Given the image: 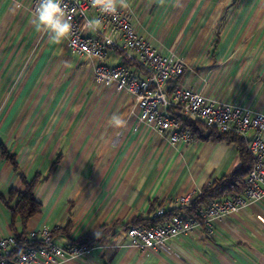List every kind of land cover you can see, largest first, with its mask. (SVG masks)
<instances>
[{"label": "crops", "instance_id": "0c3cea01", "mask_svg": "<svg viewBox=\"0 0 264 264\" xmlns=\"http://www.w3.org/2000/svg\"><path fill=\"white\" fill-rule=\"evenodd\" d=\"M19 5V6H18ZM136 31L163 54L186 63L179 83L217 101L264 113V0H129ZM111 34L110 30H105ZM93 36H99L89 32ZM121 61L109 50L104 64ZM95 61L72 55L33 25L28 1L0 0V236L53 227L62 247L95 241L60 264H264V196L216 219L213 234L197 228L169 238L166 250L129 244L126 224L239 167L234 143L192 138L171 143L139 122L127 93L96 84ZM134 69V68H132ZM72 77V78H71ZM113 114L127 121L110 126ZM135 127L137 128L135 130ZM249 130L245 140H249ZM39 181L40 211L26 226L4 204L21 177Z\"/></svg>", "mask_w": 264, "mask_h": 264}, {"label": "built area", "instance_id": "2783aa9c", "mask_svg": "<svg viewBox=\"0 0 264 264\" xmlns=\"http://www.w3.org/2000/svg\"><path fill=\"white\" fill-rule=\"evenodd\" d=\"M28 1L33 13L38 0ZM66 15L71 17V34L66 41L72 55L85 56L95 61L93 80L106 89L131 95L140 109L139 122L146 124L158 135L171 143L190 142L189 130L181 129L169 108H178L183 115L219 132H232L246 137L247 148L253 164L244 178V190L220 200L211 201L201 211V222L182 213L169 223L149 226L135 225L125 229L129 244L138 250H166L169 238L186 234L197 228L213 234L216 219L239 213L264 196V113L254 111L238 102L217 101L191 87L175 84L168 91L171 80L181 77L186 68L182 57L175 53L163 54L136 31L130 9H118L114 15H106L90 6L89 0H63ZM98 18L101 26L93 36L86 31V19ZM110 30L111 34L104 32ZM118 50L121 61L108 66L104 64L109 50ZM124 61L138 63L144 74H137ZM137 128L135 127V130ZM195 191L177 197L175 207H188ZM164 207L157 208L152 218L160 217ZM53 227L43 226L21 237L14 234L0 236V264H60L69 257L83 256L88 252L86 244L68 242L59 246L53 236Z\"/></svg>", "mask_w": 264, "mask_h": 264}, {"label": "trees", "instance_id": "16d2710c", "mask_svg": "<svg viewBox=\"0 0 264 264\" xmlns=\"http://www.w3.org/2000/svg\"><path fill=\"white\" fill-rule=\"evenodd\" d=\"M124 64L129 66L133 72L137 74H144L143 68L138 63L124 61ZM171 87L172 86L168 87L167 90L170 91ZM169 111L173 114L181 129H187L190 131L192 138L198 137L215 141L226 140L234 143L237 148L240 165L228 175L216 178L212 182L204 185L193 201L190 202L188 207H174L171 209L165 208L164 213L158 218L133 219L130 223L125 225V229L135 225L149 226L153 224H166L171 222L173 217L179 216L182 213L201 222L200 213L211 201L220 200L230 194L241 193L244 190V178L247 176L253 164V157L247 148V141L245 138L232 132H219L215 128L208 127L201 122L192 120L183 115L176 107L171 106ZM0 155L9 160L13 168L16 170L17 166L14 155L10 154L3 145H0ZM21 181L23 189L21 191L11 189L7 199H3V202L10 209L12 226L13 223L18 220L21 222L22 226L25 227L28 219L37 214L41 209V203L37 201L34 194L35 186L39 181V175L36 174L31 180H27L25 176H22ZM26 233L27 232L22 231L20 233H14V235L19 238ZM54 234L55 230H53L52 233L53 238ZM72 243L86 244L89 250L94 246L95 241L81 239L72 241Z\"/></svg>", "mask_w": 264, "mask_h": 264}, {"label": "clouds", "instance_id": "9594fccd", "mask_svg": "<svg viewBox=\"0 0 264 264\" xmlns=\"http://www.w3.org/2000/svg\"><path fill=\"white\" fill-rule=\"evenodd\" d=\"M79 0H77V3ZM164 0H161L163 4ZM90 6L100 13L114 15L118 9H129V0H89ZM19 6V5H18ZM71 17L66 15L63 0H38L33 11V25L37 31H45L56 43L67 39L71 34ZM101 26L98 18L86 19V31L95 32ZM110 126L123 128L127 121L118 114H113L109 120Z\"/></svg>", "mask_w": 264, "mask_h": 264}, {"label": "rangeland", "instance_id": "374dc122", "mask_svg": "<svg viewBox=\"0 0 264 264\" xmlns=\"http://www.w3.org/2000/svg\"><path fill=\"white\" fill-rule=\"evenodd\" d=\"M72 78V77H71Z\"/></svg>", "mask_w": 264, "mask_h": 264}]
</instances>
